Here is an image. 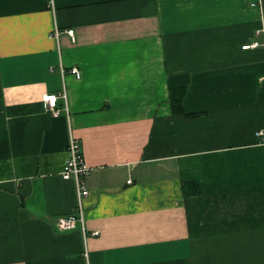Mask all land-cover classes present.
Masks as SVG:
<instances>
[{
    "label": "crops",
    "instance_id": "0c3cea01",
    "mask_svg": "<svg viewBox=\"0 0 264 264\" xmlns=\"http://www.w3.org/2000/svg\"><path fill=\"white\" fill-rule=\"evenodd\" d=\"M260 129L264 0H0V264H264Z\"/></svg>",
    "mask_w": 264,
    "mask_h": 264
},
{
    "label": "built area",
    "instance_id": "2783aa9c",
    "mask_svg": "<svg viewBox=\"0 0 264 264\" xmlns=\"http://www.w3.org/2000/svg\"><path fill=\"white\" fill-rule=\"evenodd\" d=\"M67 32L74 36V29H68ZM261 31H258V33ZM59 29H55L53 37L58 38ZM262 46L260 41H254L243 45L244 49L257 48ZM61 72H65L64 66H61ZM70 72L75 74L78 78L81 77V71L78 67H72ZM60 97L67 98L66 92L62 93H49L45 96L44 106L47 110L51 111L54 115H59L61 110L58 108V100ZM257 137L260 138V142H264V129H260L256 132ZM67 159L63 167L62 176L65 179L73 178L76 182L77 189V206L75 212L62 216L58 219V228L61 231H68L75 229L78 225H81L84 234H86L85 227V213H84V201L89 195V189L86 184V177L90 174L91 168L86 163L80 141L73 136L70 132L69 140L67 144ZM131 182V179L129 180ZM90 234L93 236L99 235V231H92ZM88 253H86V257Z\"/></svg>",
    "mask_w": 264,
    "mask_h": 264
},
{
    "label": "trees",
    "instance_id": "16d2710c",
    "mask_svg": "<svg viewBox=\"0 0 264 264\" xmlns=\"http://www.w3.org/2000/svg\"><path fill=\"white\" fill-rule=\"evenodd\" d=\"M179 95H180L179 104L174 102V105L178 106L176 110L183 112L182 114H186L184 113L183 104H182L183 92H181ZM187 115H190V114H187ZM183 190L186 195H192V194H199L201 191V188L197 184L186 182L183 184Z\"/></svg>",
    "mask_w": 264,
    "mask_h": 264
}]
</instances>
